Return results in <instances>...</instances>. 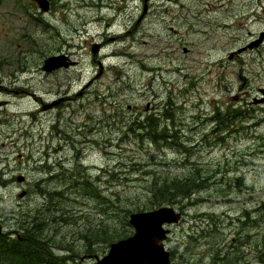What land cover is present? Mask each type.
<instances>
[{"label": "rangeland", "instance_id": "obj_1", "mask_svg": "<svg viewBox=\"0 0 264 264\" xmlns=\"http://www.w3.org/2000/svg\"><path fill=\"white\" fill-rule=\"evenodd\" d=\"M50 2L44 13L33 0H0L4 232L21 236V220L40 215L49 227L36 237L68 264H91L85 235L108 252L105 230L131 229L125 209L128 217L155 209L157 183L199 172L205 187L171 205L182 214L166 226L171 263L258 264L264 105L250 101L264 88V42L237 50L264 32V0H151L145 12L143 0ZM56 54L76 64L43 72ZM216 109L234 119L225 131ZM152 118L172 144L151 141Z\"/></svg>", "mask_w": 264, "mask_h": 264}, {"label": "trees", "instance_id": "obj_2", "mask_svg": "<svg viewBox=\"0 0 264 264\" xmlns=\"http://www.w3.org/2000/svg\"><path fill=\"white\" fill-rule=\"evenodd\" d=\"M234 111V110H232ZM165 113V114H164ZM213 119H215L217 125H219L220 129L222 130L228 128L229 125L234 124V119L229 118L230 111L228 112H221L219 109H216L214 111ZM163 115L167 116L166 118H170V112L169 110L165 109L163 112ZM147 128L149 129V138L153 142H157L159 138L163 136L164 142L169 144L167 138L169 139L170 136L165 135L166 130L164 129V135L159 134L157 128L159 127L158 119L152 118L150 120H146ZM219 139H222V137H219ZM172 143V142H170ZM177 145V144H176ZM183 149H186V146H182ZM197 171V170H196ZM199 173V172H198ZM195 172V174H188L185 176L179 177H173V178H166L162 179L159 183H157L155 186L157 188V193L152 190V195L150 198L149 203L150 206L158 207L162 204L172 205V204H178L182 203L184 200L191 202L192 195L195 194L200 189L204 188V179L201 174H198ZM57 175V174H56ZM55 175V176H56ZM84 178V177H83ZM70 180V179H69ZM85 181L87 179L85 178ZM93 191V193L91 192ZM90 193L94 197H100V193L91 187ZM41 192L47 196H53V194H59V192H49V190L44 191L41 189ZM262 210H264V203L262 205ZM128 210H124V216H123V223L125 225L127 224L128 219ZM50 217V216H47ZM55 217V216H54ZM54 217L50 218V221L54 219ZM42 217L40 215H35L30 220H21V223H26L27 225L22 227V230L24 232L22 233L21 237L22 240H18L17 238L11 239L6 236H0V264H68L69 258L65 256H59L52 252V250L48 247L47 240L41 239L40 236L43 230H48L49 223L45 224V220L41 219ZM49 219V218H47ZM126 227V226H125ZM124 228V227H122ZM127 229V230H126ZM123 229L124 231L118 232L117 230H112V232L106 231V239L105 242H112L114 240L123 238L128 236L132 233V229L126 228ZM100 232H91L90 236H100ZM86 236V235H85ZM86 239V251L89 253H103L104 249L102 251H95L93 249L94 243H91L89 241V236L85 237ZM99 245H94V247H97ZM59 248V246H55ZM52 248V247H51ZM61 249V248H60ZM64 249V248H63ZM219 253L223 254L220 249H216L213 251V255L216 259L222 260L224 255H219ZM172 257V256H171ZM259 262L258 264H264V250L260 252L259 256ZM225 259V258H224Z\"/></svg>", "mask_w": 264, "mask_h": 264}, {"label": "water", "instance_id": "obj_3", "mask_svg": "<svg viewBox=\"0 0 264 264\" xmlns=\"http://www.w3.org/2000/svg\"><path fill=\"white\" fill-rule=\"evenodd\" d=\"M39 8L43 11L49 9L48 0H34ZM147 1L144 0V12L147 9ZM264 32L260 34L258 39L250 42L245 47L238 49L242 52L245 49H252L262 43ZM99 46L94 45L92 52L96 53ZM234 53L230 55L232 58ZM75 62L69 60L66 55L50 56L44 60L43 70L50 72L61 67H69ZM1 89V87H0ZM259 92L262 97L254 98V104H264V88H260ZM5 102L0 101V106ZM18 181H22L23 177H17ZM26 192L20 193L18 196L23 197ZM180 219V213L175 212L172 207L163 206L151 211L134 212L129 216V224L134 228V233L130 237L112 243L107 255L102 259L96 258L93 264H171L169 252L165 250L163 240L166 239L169 229L163 225L177 223ZM1 225H0V233Z\"/></svg>", "mask_w": 264, "mask_h": 264}, {"label": "bare ground", "instance_id": "obj_4", "mask_svg": "<svg viewBox=\"0 0 264 264\" xmlns=\"http://www.w3.org/2000/svg\"><path fill=\"white\" fill-rule=\"evenodd\" d=\"M164 114H165V113H164ZM166 117H167V116H166ZM177 145H178V144H177ZM64 196H65V195H64ZM257 259L259 260V258H258V257H257ZM258 260H257V261H258Z\"/></svg>", "mask_w": 264, "mask_h": 264}]
</instances>
